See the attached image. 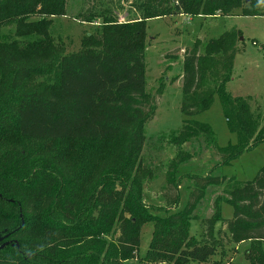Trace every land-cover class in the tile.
Segmentation results:
<instances>
[{
    "label": "trees",
    "instance_id": "trees-1",
    "mask_svg": "<svg viewBox=\"0 0 264 264\" xmlns=\"http://www.w3.org/2000/svg\"><path fill=\"white\" fill-rule=\"evenodd\" d=\"M66 6L67 0H0V31L13 27V37L0 33V264H126L140 258V229L151 221L144 262L207 261L214 223L221 221L234 243L248 241V264H264V164L242 182L193 176L185 206L166 216L152 215L144 204L142 183L152 171L141 164L144 125L156 107L145 88L146 21L235 9L264 16V0H132L123 20L101 7L78 15L100 24L72 52L49 32ZM238 36L226 31L202 50L193 42L182 61L180 104L184 115H194L217 94L238 142L217 147L211 127L195 120H184L174 138L202 135L225 164L264 142V116L251 110L248 96L225 89ZM182 159L177 153L167 171V207L179 200L173 172ZM209 184L222 185L224 195L201 220L205 232L198 240L188 220ZM221 201L232 206L228 219L219 215Z\"/></svg>",
    "mask_w": 264,
    "mask_h": 264
},
{
    "label": "rangeland",
    "instance_id": "rangeland-1",
    "mask_svg": "<svg viewBox=\"0 0 264 264\" xmlns=\"http://www.w3.org/2000/svg\"><path fill=\"white\" fill-rule=\"evenodd\" d=\"M132 0H67L66 14L56 16L49 32L56 40L64 42L66 51H77L80 38L86 33L95 32L100 18L87 23L79 20L80 14L91 13L101 7H108L117 13L120 20L127 17ZM98 12V11H97ZM229 30L239 31L235 44L236 52L231 76L225 85L232 96H248L251 110L264 116V16H247L235 9L230 15H187L172 14L150 18L146 21V48L144 51L145 88L155 97V112L144 125L145 141L141 151V164L151 168L143 181V201L152 215L166 216L182 209L188 194L195 187L193 176L210 174L217 177H233L237 181L251 180L264 164V142L244 149L228 163L221 162L217 149L207 146L202 135L185 142H174L175 134L184 120H195L208 124L214 132L217 147L238 142L236 133L228 129L218 95L212 98L210 106L194 115H184L180 110L182 99L183 57L195 40L205 42L217 38ZM13 37V27L0 31ZM162 87L160 93L157 89ZM47 145V144H46ZM177 153L183 159L173 172L179 186L176 189L179 200L176 205L167 207L166 196L172 191L167 188L166 176L169 165ZM222 185L209 184L204 196L188 220L189 234L200 240L205 227L201 220L213 213V202L218 195H224ZM166 204V205H165ZM219 215L228 219L232 216V206L224 201L219 204ZM153 231V223L146 222L140 229L138 256H143ZM212 241L214 254L205 262L189 260L186 264H248L244 249L248 241L234 243L221 221L214 223ZM4 236H0V246ZM130 259L126 264H170L166 262H144Z\"/></svg>",
    "mask_w": 264,
    "mask_h": 264
},
{
    "label": "water",
    "instance_id": "water-1",
    "mask_svg": "<svg viewBox=\"0 0 264 264\" xmlns=\"http://www.w3.org/2000/svg\"><path fill=\"white\" fill-rule=\"evenodd\" d=\"M2 246H3V244L0 247H2Z\"/></svg>",
    "mask_w": 264,
    "mask_h": 264
}]
</instances>
